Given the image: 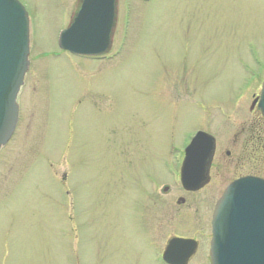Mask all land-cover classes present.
<instances>
[{
	"label": "rangeland",
	"instance_id": "374dc122",
	"mask_svg": "<svg viewBox=\"0 0 264 264\" xmlns=\"http://www.w3.org/2000/svg\"><path fill=\"white\" fill-rule=\"evenodd\" d=\"M17 1L30 66L0 149V264H163L174 237L196 241L189 264H205L223 190L264 178L252 107L264 0H118L99 60L57 50L79 0ZM198 130L216 149L209 183L188 194L176 162Z\"/></svg>",
	"mask_w": 264,
	"mask_h": 264
},
{
	"label": "water",
	"instance_id": "95a60500",
	"mask_svg": "<svg viewBox=\"0 0 264 264\" xmlns=\"http://www.w3.org/2000/svg\"><path fill=\"white\" fill-rule=\"evenodd\" d=\"M150 1V0H143ZM117 0H84L77 18L59 36V47L74 55L100 56L111 47ZM28 17L16 0H0V148L18 120L16 97L28 70ZM264 118V83L252 106ZM214 152L212 137L197 133L185 150L180 171L183 189L195 192L209 182ZM183 199L177 201L178 205ZM211 264H264V181L233 183L212 215ZM196 249L190 240L173 238L163 253L167 264H187Z\"/></svg>",
	"mask_w": 264,
	"mask_h": 264
},
{
	"label": "flooded vegetation",
	"instance_id": "af4514ba",
	"mask_svg": "<svg viewBox=\"0 0 264 264\" xmlns=\"http://www.w3.org/2000/svg\"><path fill=\"white\" fill-rule=\"evenodd\" d=\"M80 1V0H79ZM74 15H76V13H74ZM74 15H73V17H74ZM259 116V115H258ZM260 117V116H259ZM260 119H261V117H260ZM260 121V120H259ZM264 124V121L261 119V121L259 122V124H262V123ZM257 147H256V151L255 152H257V154H261L262 152L264 153V137H258V141H257ZM215 149H216V146H215ZM227 154V156H229V153H226ZM236 167H237V163H236V165H235ZM239 168V167H238ZM242 177H255V178H259V179H263L264 180V178L263 177H261V176H259V175H256V174H254V173H252L251 175H245V176H239V177H236L235 179H233L229 184H231L232 182H234V181H236V180H238L239 178H242ZM228 184V185H229ZM227 185V186H228ZM210 238H211V235H209V244H210ZM197 250H198V248L196 249V251H195V253H194V255L190 258V260H189V262L196 256V253H197ZM189 262H188V264H189ZM205 264H210V259H209V250H208V253H207V255L205 256Z\"/></svg>",
	"mask_w": 264,
	"mask_h": 264
}]
</instances>
